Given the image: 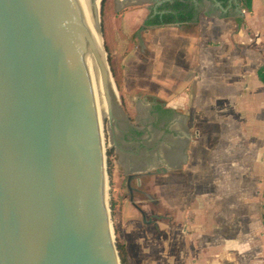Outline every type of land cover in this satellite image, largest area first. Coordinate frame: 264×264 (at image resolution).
Masks as SVG:
<instances>
[{"label":"water","instance_id":"water-1","mask_svg":"<svg viewBox=\"0 0 264 264\" xmlns=\"http://www.w3.org/2000/svg\"><path fill=\"white\" fill-rule=\"evenodd\" d=\"M93 1L0 0V264H121L98 63L111 125L116 90L87 16Z\"/></svg>","mask_w":264,"mask_h":264},{"label":"crops","instance_id":"crops-1","mask_svg":"<svg viewBox=\"0 0 264 264\" xmlns=\"http://www.w3.org/2000/svg\"><path fill=\"white\" fill-rule=\"evenodd\" d=\"M192 2L198 8L193 21L147 26L152 33L145 39L146 76L162 80L160 94L180 95L181 110L189 102L205 113L208 147H217L218 165L211 174L222 176L217 183L192 184L202 169L203 136L191 130L183 111L171 108L188 132L179 150L183 230L177 264H188V258L190 264H264V0H251L249 9L231 0L236 5L231 12V5L224 8L218 0ZM216 201L223 205L217 218Z\"/></svg>","mask_w":264,"mask_h":264},{"label":"rangeland","instance_id":"rangeland-1","mask_svg":"<svg viewBox=\"0 0 264 264\" xmlns=\"http://www.w3.org/2000/svg\"><path fill=\"white\" fill-rule=\"evenodd\" d=\"M156 1L104 0L101 4L102 42L116 90L112 125L108 122L107 117L103 122L108 206L116 247L118 243L125 246L129 264H177L178 261L181 262L180 247L182 242L178 243L179 235L175 236L176 238L172 242V249L175 248V251L172 250L170 259L164 261L165 256L159 249L161 242L159 244L157 243L159 240H157L154 243L156 235L153 234L152 227H144L140 213L129 202L126 183L127 175L131 170L130 158L128 154L115 146L116 138L120 137V129L139 128L140 122L147 118L146 104L153 97L165 101L170 108L181 110L178 107L181 96L160 94V88L164 84L162 80H151L145 74L144 63H147L149 59V50L145 46V39H148L149 34L152 33L145 22ZM138 31H140L144 43L143 49L139 47ZM144 98H147L148 102L144 101ZM181 111L187 116L191 130L198 129L204 141L203 146L201 144L198 146V158L200 159L198 165L202 169L200 168L199 176H195L193 181L191 180L192 184H206L212 180H216V183L220 182L221 174L214 176L211 174V167L218 165L215 153L217 147H208L205 113L199 114L191 109L189 102L187 107ZM118 127L119 129H117ZM128 146L125 145V148ZM121 147L123 149V146ZM262 196L264 198V193ZM214 207H216L215 213L212 210L210 212H213L217 218L222 212V201H216ZM144 208L148 210V207ZM252 210L254 211L253 208ZM261 214L264 222V204L261 206ZM184 220L192 222L190 214L184 215ZM217 235L214 236L215 239L218 238ZM219 237L221 238L220 235ZM185 246L188 249L191 248V240H188ZM187 260L190 264V258ZM194 262L196 261L194 260Z\"/></svg>","mask_w":264,"mask_h":264},{"label":"flooded vegetation","instance_id":"flooded-vegetation-1","mask_svg":"<svg viewBox=\"0 0 264 264\" xmlns=\"http://www.w3.org/2000/svg\"><path fill=\"white\" fill-rule=\"evenodd\" d=\"M144 101L148 102L147 98ZM146 105L147 118L139 128L120 129L115 146L130 158L126 183L129 202L140 213L144 227H152L156 235L153 241L161 242L159 249L165 256L183 230L179 201L183 164L179 150L188 132L165 101L153 97Z\"/></svg>","mask_w":264,"mask_h":264},{"label":"trees","instance_id":"trees-1","mask_svg":"<svg viewBox=\"0 0 264 264\" xmlns=\"http://www.w3.org/2000/svg\"><path fill=\"white\" fill-rule=\"evenodd\" d=\"M203 1L205 0H198L199 3H202ZM218 1L221 2L224 8L231 5L229 12L234 11V9L236 8V5L230 4L231 0ZM240 2H242L243 6L248 9L251 7V0H240ZM154 9L155 8L151 10L150 15L146 21V25L162 26L175 23L184 24L193 21L198 13V8L195 6L192 0L165 1L156 7L155 13ZM241 22V20L238 21V23ZM260 78L264 82L263 74H260ZM117 250L120 256L121 264H129L125 246L118 243Z\"/></svg>","mask_w":264,"mask_h":264},{"label":"bare ground","instance_id":"bare-ground-1","mask_svg":"<svg viewBox=\"0 0 264 264\" xmlns=\"http://www.w3.org/2000/svg\"><path fill=\"white\" fill-rule=\"evenodd\" d=\"M100 4H101V0H94L88 8L87 16L91 24V27L94 31V34H95V37H96V40H97V43L100 49V56L102 58H105L102 36L99 31ZM92 86H93V99L95 103L96 114H97L98 121L102 127V123L104 122L106 117H108V105H107V99L105 95L104 73H103V68H102L101 63H98V66L96 68ZM173 159H175V156H173L172 160Z\"/></svg>","mask_w":264,"mask_h":264}]
</instances>
